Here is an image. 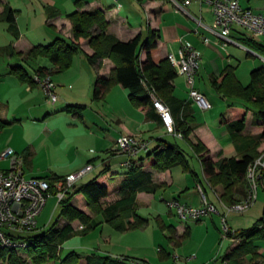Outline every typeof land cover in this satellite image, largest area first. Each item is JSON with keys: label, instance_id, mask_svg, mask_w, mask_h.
<instances>
[{"label": "crops", "instance_id": "crops-1", "mask_svg": "<svg viewBox=\"0 0 264 264\" xmlns=\"http://www.w3.org/2000/svg\"><path fill=\"white\" fill-rule=\"evenodd\" d=\"M75 1L0 0V12H3L7 6L17 10L16 24L19 30L18 38H15L14 33L9 29V23L4 19L0 20L3 35L0 40L2 41L0 43V124L5 122L0 126V154L7 147L14 148L22 157V167L26 177L57 176L62 179L93 164V170L76 182L80 184L107 169L108 175L113 178V191L102 200L105 204L118 197L117 190L128 176L126 173L131 160L126 153L116 148V140L121 135L130 133L141 139H148L151 145H156L158 138L154 136L156 133L148 135L146 131L157 128V121L148 119L142 110L131 103L128 90L121 84L113 86L103 99H93L92 88L97 72L88 66L85 67L86 63L82 65L84 59H80V64L82 63L80 67H75L76 56L80 53L75 55L68 69L51 74L59 97L56 102L47 98L40 84L31 85L12 72L13 68L19 65L23 66L30 76H33L40 66L55 69V65L48 57L26 58V52L35 45L52 42L57 36L66 39L72 37L69 14L76 9ZM86 1L84 9L102 8L106 12L110 21L109 31L122 40L130 39L137 34H141L145 39L149 27H152L158 30L159 34L158 55L167 57L169 53H173L178 57L181 40L189 41L201 52L202 59L196 77V87L206 95L211 107L202 110L205 112V121L200 122L196 121L199 108L197 109L195 103H191L195 123L204 124L196 130V134L205 141L212 152L223 151L226 156L236 155L237 153L229 155L225 148L219 146V139L213 130L211 118L216 117L215 119L220 120L221 135L231 138L232 147L235 149L231 133L221 122V114L226 111L230 103L239 102L229 101L226 98L225 101L212 85V77L220 75L226 66L233 65L237 67L238 79L244 85L249 83H245L240 78L238 71L243 62H248L251 56L259 54L240 42L246 38L242 32H239L240 29L231 31L234 42L224 46L222 40L211 30L214 19L211 5L200 0H192L183 7L179 5V3L182 4V0H124V2L119 0L121 5L118 8H112L106 0ZM239 2L243 7H249L255 11L264 10V4L255 3L252 6L251 0H247L244 4L242 0ZM252 37L264 44V35ZM205 38L209 41H205ZM243 55L246 56V60ZM113 66L114 63L111 60L105 59L100 71L102 74H108ZM174 85V94L177 97L190 100L189 96L180 94L188 89L184 76L178 75ZM215 99L219 100L218 106ZM69 104L83 105L81 115L67 111L65 107ZM255 111L254 107L248 111L247 127L243 132L246 135H256L263 130L262 125L254 117ZM166 127L169 129L167 125ZM263 148L264 144L260 149ZM184 152L191 165V171L188 172H185L180 165L173 166L167 171L155 169L144 158L143 153L133 158L137 165L135 172L152 171L153 180L158 184L155 192L144 191L137 194L135 213L148 220L146 226L124 230L122 236H126V243L122 242L116 245V248L112 245L114 248L108 250V248H102L104 245L109 247L102 242V238L109 242L113 233L111 227L115 230L116 228L111 225L105 232L96 233L99 226L108 223L103 213L93 216L91 225L94 227L86 234L83 232L85 228H80L81 222L75 220L72 222L75 234L63 243L62 257L67 251L69 253L74 251L80 256L76 264H88V256L110 257L112 261L110 264H172L176 256H179L176 260L179 264H223L224 254L237 240L230 237L229 246L226 249L221 246L219 234L224 208L219 201V193L207 180L199 155L191 151L200 162L199 165L193 166L191 158L194 154ZM11 166L10 159L0 158V170L9 169ZM180 171L182 180L174 176L175 172ZM119 173L121 175H117ZM165 189H168L170 193L168 198L163 195V192V194L160 193ZM200 189L206 191L207 200L217 205L219 212L188 221H181L176 214L178 220L175 221L173 220L174 209H167L168 214L162 211V205L164 206L166 200L175 198L193 207L202 206L203 196H201L202 201L198 203L191 197L192 193L202 195ZM238 197L242 198V194ZM86 200L85 196H75L73 203L82 205L88 210ZM153 205V213L157 215L158 223L154 220L153 213L144 212L151 210ZM124 218L126 221H122L127 224L129 218L128 216ZM65 223L66 220L60 226ZM228 226L230 228L229 222ZM107 234L109 236H106ZM77 235L83 238L94 235L96 244L88 246L85 252L76 251V246L69 245L68 242ZM124 257H131L139 263L127 259L120 261ZM250 259L251 255H248L245 264H249ZM90 263L94 264L95 261L92 259ZM258 264H264V259Z\"/></svg>", "mask_w": 264, "mask_h": 264}, {"label": "trees", "instance_id": "trees-1", "mask_svg": "<svg viewBox=\"0 0 264 264\" xmlns=\"http://www.w3.org/2000/svg\"><path fill=\"white\" fill-rule=\"evenodd\" d=\"M75 4L76 9L69 14L72 23L71 38L57 36L52 42L35 45L26 52V58L48 57L55 65V69L40 66L35 74L30 76L26 69L19 65L14 67L12 72L19 79L33 85L38 83L35 80L36 74L51 75L55 71L62 72L68 69L75 55L82 50L88 62L97 70L93 99H103L113 86L121 84L128 90L131 103L142 110L148 119L157 121L160 126L167 124L155 104L156 99L169 107L173 119L171 132L188 141L199 155L207 180L219 193L220 203L222 201L229 205L240 201L246 194L248 167L262 155L264 157V150H259L264 144V65L251 70V81L247 85L238 79L237 67L233 65L226 66L220 75L212 77V85L220 95L238 98L254 107L256 109L254 117L263 127L259 134H244L250 107L245 103H230L226 111L221 114V122L231 133L238 154L226 156L223 151L214 153L196 134V130L204 124L195 123L191 105L193 101L180 99L174 94V81L179 73L168 57L157 54L158 30L149 27L145 39L141 34H137L130 39L122 40L109 31L110 21L102 8L84 9L86 0H76ZM16 13L17 10L7 6L3 12H0V20H6L9 23V29L14 33L15 38H18ZM234 29H240L239 32L246 36L243 41H240L242 44L264 56V44L256 41L244 28L235 27L232 30ZM12 49L14 50V47ZM105 59L114 63L108 74H102L100 71ZM65 109L81 115L84 106L69 104ZM4 123L2 122L0 126ZM156 142V145L152 147L150 142L149 149L141 152L153 168L167 171L173 166L180 165L185 172L191 171L190 162L178 144L165 137H158ZM128 156L131 158L126 173L128 176L121 182L117 190L118 197L115 200L105 204L102 202L113 191V178L108 175L107 169L102 170L87 182L75 183L59 202L62 217L66 219V223L40 234L33 235L35 229L31 233L17 235L15 238H21L27 243L25 247L17 249L0 245V264H28L27 258L35 264H41L51 258L59 261L60 264H76L80 259L79 254L73 251L62 257V245L75 234L73 221L79 220L81 225H84L83 232L86 234L94 227L91 225V219L96 213H103L106 221L120 231L146 226L148 220L135 213L137 194L144 191L155 192L158 184L153 180L152 171L135 172L137 165L133 158L136 156ZM259 171L260 188L264 187V168L260 166ZM41 178L49 180L54 185V182L61 177ZM202 192L207 196L205 190ZM239 194H242V198L238 197ZM80 195L86 197L88 210L82 205L73 203L75 196ZM123 216H128L127 224L123 222L126 221ZM227 235L237 241L230 245L223 256V262L245 264L248 255H251L249 264H258L264 259V245L259 242L264 240V212L252 227L236 232L229 231ZM124 258L119 260L134 261L131 257ZM92 259L95 261L94 264L112 262L110 257L88 256V264H92L90 263Z\"/></svg>", "mask_w": 264, "mask_h": 264}, {"label": "built area", "instance_id": "built-area-1", "mask_svg": "<svg viewBox=\"0 0 264 264\" xmlns=\"http://www.w3.org/2000/svg\"><path fill=\"white\" fill-rule=\"evenodd\" d=\"M119 1V0H117ZM192 0H182L181 7L187 5ZM211 5L213 11L212 32L223 42V45L234 42L231 38V30L235 27L244 28L253 36L264 34V10L255 11L248 7H243L239 0H200ZM121 5V4H120ZM205 41H209L205 38ZM172 65L179 75L186 78L189 97L198 106L207 110L211 103L204 93L196 87V77L200 68L202 55L189 41L181 40L179 56L173 53L167 55ZM35 80L43 88L47 98L56 102L59 97L55 93L56 87L50 74L35 75ZM155 104L161 112L167 126L172 131L173 119L169 107L156 99ZM150 147L148 139H141L133 134L127 133L118 137L116 148L130 156H136L141 152H146ZM1 159H10L11 167L0 170V245L4 247L21 248L27 243L23 239L15 238L17 235H25L37 229L38 216L43 211L50 197H56L59 202L66 196L67 191L82 177L93 170L94 165L89 164L77 172L71 173L62 179L54 182V185L45 178L26 177L22 167V157L14 148L7 147L0 154ZM264 168L263 155L256 159L247 171L246 194L233 204H221L224 208L222 215V230L228 233L229 214H241L246 212L254 204L258 197L259 178L261 176L259 167ZM203 205L193 207L180 202L178 199L166 200L169 209H174L178 218L182 221L189 219H200L212 213L219 212L215 204L208 201L202 189ZM84 228V225H80ZM176 256L172 264H179ZM191 258V257H189ZM124 259V258H123ZM134 263H139L134 260ZM223 264H229L224 261Z\"/></svg>", "mask_w": 264, "mask_h": 264}, {"label": "rangeland", "instance_id": "rangeland-1", "mask_svg": "<svg viewBox=\"0 0 264 264\" xmlns=\"http://www.w3.org/2000/svg\"><path fill=\"white\" fill-rule=\"evenodd\" d=\"M106 2L112 8H118V6L120 5L119 1H117L118 2V5H117V2L115 0H106ZM122 2H124V0H122ZM242 2H243V4L244 3H247V0H242ZM250 3H252V6H254L253 4H255V3L262 5V4H264V0H251ZM247 33L249 34V32H247ZM2 38H3L2 30L0 29V40H2ZM47 44H48V42H47ZM80 51H81V52H79L80 54H78L76 56V59H75V62H74L75 67L76 66L80 67L81 64H82V63L80 64V59H84L82 65H84L86 63V66L85 67L88 66L93 71L97 72L96 68L93 65H91L88 62V60L85 58V54L82 53L83 51L82 50H80ZM245 55H246V53H245ZM245 55H243L244 56L243 57L244 60H246L245 59L246 58ZM255 55H257V54H255ZM249 59H250V61L243 62V64L240 66V69L238 71V74H239L240 78L245 83L251 81L250 71L252 69L264 65V56H262L260 54L257 55V56H251ZM200 73H201V70H200ZM51 77H52V75H51ZM203 79H204V77H203ZM247 80H249V81H247ZM202 83H203V81H202ZM93 87H94V84H93ZM69 89H71V88H69ZM187 92H188V89L182 91L180 94L182 96H189V93L187 94ZM92 93H93V88H92ZM222 97H223V99L226 98L229 101L239 102V103L241 102V103L248 104V106L252 109V106L249 103L244 102V101H241L238 98H234V97L233 98H230V97H226V96H222ZM226 99H225V101H226ZM215 100H216V104L218 106L219 100L218 99H215ZM193 103H195V105L197 106V109L199 108L197 110V114H196V121H200V122L202 120L205 121V119H204L205 112L202 111L203 109H201L196 102H193ZM208 112L210 113L211 111H208ZM219 112L220 111H218V113ZM215 118H211V119L213 121V123H212L213 124V128H214L213 130H214L217 138L219 139V143H220L219 146L225 148V150L227 151V153L229 155H233V154H236V153L238 154V150L236 148L234 149L232 147L231 138L229 139V137H224L223 135H221L220 130H221L222 127H221L220 120L219 119H215ZM156 125H157L156 126L157 128L153 129L152 131H146V133L148 135L149 134L156 133L154 135L156 137H162L164 135V136H166L165 138L167 140H169V141H171L173 143L175 142L176 144H178L180 146V148L183 149V151H188L192 155L194 154V153L191 152V151H194V150L190 146V144H189L188 141L182 139L179 135H175L166 126H160L158 124H156ZM146 128H148V127H146ZM153 145L154 144H152L151 147ZM233 145H234V143H233ZM234 147H235V145H234ZM259 150L260 151H263L264 149H259ZM191 163H192L193 166H197V165L200 164V162H199V160H198V158L196 157L195 154L191 158ZM174 174H175L174 176H176V179L182 180L183 176H182V172L181 171L180 172H177V173L175 172ZM117 175H121V174L119 173ZM160 193L163 194L167 198L170 196V193H169L168 189L161 190ZM161 194H158V195L161 196ZM201 196L202 195H200V194L197 195V193H192V196L191 197H192V200L194 202L198 203V202H201L202 201V197ZM153 208H154V205L151 206V210H146L144 212H146L147 214H148V212L153 213ZM167 209L169 210V208L167 206V203L165 202L164 206L162 205V211L165 212V213L167 212V214H168L169 211ZM156 210H158V209H156ZM154 211H155V209H154ZM263 212H264V187H260L259 188V192H258V198L254 202V204L250 207V209H248L246 212L241 213V214H233L232 213V214H229L228 215V222H229V225H230V231L231 232H236V231H239V230H243V229H247V228L252 227L255 224V222L259 218L262 217ZM100 214L101 213H96L95 216H99ZM153 215H155V214L153 213ZM173 215H174L173 216V220H175V221L178 220L177 217H176V212L175 211H173ZM154 217H155L154 220L158 223L159 220L157 219V215H155ZM65 220L66 219L62 217L61 206H59V204L57 202V198L56 197H50L48 199L47 204L44 207L43 211L38 216V219H37V221H38L37 222V229H36V231H34L33 235L43 233V232L48 231V230H50V229H52V228H54L56 226H60L63 223V221H65ZM111 225L112 224H110V223H105L103 226H99L97 228V230H96V233L105 232V230L106 229H109V227H111ZM111 228H112V232H113L111 234L112 235V237H111L112 239H109V242H106L105 241V238L104 237L102 238V242L105 243L106 245H109V247H107V246L104 245V246H102V248H108V250H111V248H114V247L116 248V245L121 244L122 242H125L126 243V236H122L123 231H120L118 229L115 230V229H113V227H111ZM219 235H221L220 236V238H221L220 239L221 246L222 247H225V249H226L229 246L231 239H230V237L226 233L223 232L222 227H221V232H220ZM93 236H91L90 238L89 237L83 238L80 235H77V236L73 237L68 242V244L69 245H72L73 244V246H76L75 247V250L76 251L85 252V250L87 248H89L88 246H92V245H95L96 244L94 242L95 240H94V237ZM106 236H109V234H107ZM259 242L262 245H264V240H259ZM65 247H67V245ZM64 249L66 250L67 248H64ZM110 252H113V251H110ZM68 253H69V251H67L63 257L67 256ZM110 254H113V253H110ZM25 257H26V255H25ZM27 262H28V264H35V263H33L30 260V258H27ZM54 263L60 264V262H58V263H57V261L55 262V259H53V258L48 259V260H46L45 262H43L41 264H54ZM76 263H78V262H76Z\"/></svg>", "mask_w": 264, "mask_h": 264}]
</instances>
